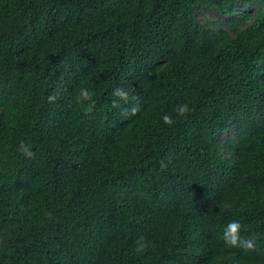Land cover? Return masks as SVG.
<instances>
[{
  "label": "trees",
  "instance_id": "1",
  "mask_svg": "<svg viewBox=\"0 0 264 264\" xmlns=\"http://www.w3.org/2000/svg\"><path fill=\"white\" fill-rule=\"evenodd\" d=\"M0 264H264V0H0Z\"/></svg>",
  "mask_w": 264,
  "mask_h": 264
},
{
  "label": "clouds",
  "instance_id": "2",
  "mask_svg": "<svg viewBox=\"0 0 264 264\" xmlns=\"http://www.w3.org/2000/svg\"><path fill=\"white\" fill-rule=\"evenodd\" d=\"M113 94L123 99H127V96H128V92L122 88L115 89ZM91 95L92 93L89 91V89L82 87L78 90V93L76 95V101L78 103L83 102L84 100L90 99ZM48 99L50 101L55 100V96L50 95ZM115 103L116 101H113V104ZM136 110L137 109L135 107L132 109L133 112H135ZM175 111L178 117H185L188 114H190V112L192 111V108L190 107L189 103H181L177 105ZM163 119L166 123H169V124L173 123V117H171L168 114H165L163 116ZM224 138H226V135H221V139H224ZM21 148L26 155H29V156L32 155L30 149L27 146L21 145ZM239 232H240L239 221H232L229 223L226 229L225 239L228 240L231 244H236L239 240ZM146 246H147V242L143 240V238L137 241V251L138 252L142 251Z\"/></svg>",
  "mask_w": 264,
  "mask_h": 264
},
{
  "label": "rangeland",
  "instance_id": "3",
  "mask_svg": "<svg viewBox=\"0 0 264 264\" xmlns=\"http://www.w3.org/2000/svg\"><path fill=\"white\" fill-rule=\"evenodd\" d=\"M201 14H203V15H205L206 17H209V18H211V19H213V20H215V19L218 18V16H217L216 14H211V13H209V12H205V14H204V13H201Z\"/></svg>",
  "mask_w": 264,
  "mask_h": 264
}]
</instances>
